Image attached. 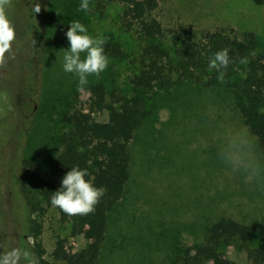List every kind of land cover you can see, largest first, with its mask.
Segmentation results:
<instances>
[{
  "label": "rangeland",
  "instance_id": "374dc122",
  "mask_svg": "<svg viewBox=\"0 0 264 264\" xmlns=\"http://www.w3.org/2000/svg\"><path fill=\"white\" fill-rule=\"evenodd\" d=\"M48 2L39 96L34 93L35 100L24 103L17 91L18 61L0 68V264H30L32 258L19 252V236L30 224L16 223L12 213V182L22 171V161L39 166L46 177L53 171L52 154L64 129L61 113L75 106L106 121L107 110L98 109L94 99L110 102L111 91L135 94L130 81L137 70L131 56H108L107 69L99 77L89 76L88 85L78 90V76L63 70L64 50L70 47L62 32L66 0ZM122 7L115 0L105 3L101 13L95 10L89 34L114 31L130 49L136 48L134 36L119 28ZM155 16L167 34L180 25L195 39L218 30L238 36L252 31L258 49L264 46V0H159ZM142 95L149 96L153 111L129 143V179L109 214L100 263L174 264L179 250L203 242L210 224L220 217L247 224L263 221L264 178L249 180L220 159L225 133L245 131L255 138L264 160L230 92L182 80ZM33 220L40 223L38 239L51 264H67L52 256L57 240L63 239L73 252L87 243L81 234H71V222L61 221L54 206L32 213L29 222ZM31 231L24 242L33 246ZM224 254L248 264L246 254L234 246H227Z\"/></svg>",
  "mask_w": 264,
  "mask_h": 264
},
{
  "label": "trees",
  "instance_id": "16d2710c",
  "mask_svg": "<svg viewBox=\"0 0 264 264\" xmlns=\"http://www.w3.org/2000/svg\"><path fill=\"white\" fill-rule=\"evenodd\" d=\"M109 1L115 0H89L90 10L84 12L79 8L82 0H66L61 14L63 34L71 20H79L89 33L92 14L95 10L101 13ZM116 1L123 5L119 28L134 36L138 41L137 49H130L120 34L107 30L103 33L107 38L104 50L107 56L116 59L133 58L137 71L130 82L135 94L116 95L111 91L113 98L110 102H105L104 98L94 99L98 109L107 110L106 121L96 120L91 111L70 106L60 115L64 129L57 137V150L52 154L53 171L44 177L39 166L23 160L22 171L13 177L11 202L14 221L23 227L30 224L31 230L33 228L31 235L35 238L33 246L26 245L24 241L30 234V228L22 233L19 252L30 253L27 260L34 257L38 264L51 263L44 258V249L38 239L40 223L29 222L30 216L34 212H42L44 206H53L51 197L61 188L63 177L73 167L87 169L89 176L86 179H91L96 187H104L106 192L95 211L88 215L69 216L55 207L61 221L71 222V234H81L87 243L73 252L65 248L63 239H59L52 256L67 264H101L99 255L109 214L124 195L129 179V143L153 111L149 96H143V92L182 80L202 87L227 89L243 124L256 137L264 158V46L258 49L254 32L245 31L238 36L218 30L195 39L180 25L167 34L155 16L159 0ZM48 3V0H16L7 9L16 39L11 52L6 54L7 65L4 68L11 66L13 59L18 61L15 63L19 74L17 91L24 97V103L35 100L34 93L40 94L38 76L43 60ZM37 6L40 7L38 13L35 12ZM225 48L229 50L232 63L226 69L225 82L221 83L217 79L219 73L215 69L209 70L208 65L210 58ZM243 57L248 58V64L239 62ZM227 246L244 252L248 264H264V220L247 224L220 217L210 224L203 242L179 250L174 264H204L206 261H213L211 264H238L225 256Z\"/></svg>",
  "mask_w": 264,
  "mask_h": 264
},
{
  "label": "clouds",
  "instance_id": "9594fccd",
  "mask_svg": "<svg viewBox=\"0 0 264 264\" xmlns=\"http://www.w3.org/2000/svg\"><path fill=\"white\" fill-rule=\"evenodd\" d=\"M12 5V0H0V68L7 65L6 54L11 52L12 44L16 39L15 27L7 16V9ZM81 11L87 12L89 0H82L79 5ZM40 7L35 8L38 13ZM70 47L64 50L63 70L66 73H75L78 76V90H83L88 85V77H99L109 65V57L105 54L104 45L107 38L103 35L93 37L88 29L79 20H71L66 32ZM81 53L85 57L81 59ZM253 56L255 53L252 54ZM248 64L247 57L239 61ZM232 63L227 48L220 50L210 58L209 70L215 69L219 75L217 79L225 82L226 69ZM255 138L245 131H230L224 135V142L220 150L221 161L235 171H242L252 181L264 178V160L258 156ZM87 169L73 167L61 181V188L51 197V204L69 216L88 215L95 211L96 205L106 192L104 187L94 186ZM28 258L30 253L24 252ZM6 264V262H4ZM30 264H38L32 257Z\"/></svg>",
  "mask_w": 264,
  "mask_h": 264
},
{
  "label": "flooded vegetation",
  "instance_id": "af4514ba",
  "mask_svg": "<svg viewBox=\"0 0 264 264\" xmlns=\"http://www.w3.org/2000/svg\"><path fill=\"white\" fill-rule=\"evenodd\" d=\"M21 239H22V235L19 236V241H20V242L22 241ZM23 240H24V239H23Z\"/></svg>",
  "mask_w": 264,
  "mask_h": 264
}]
</instances>
